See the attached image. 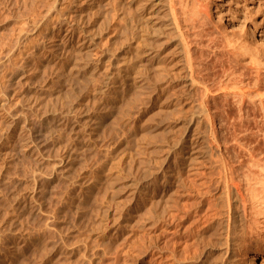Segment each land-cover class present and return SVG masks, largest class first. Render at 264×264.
<instances>
[{
    "label": "bare ground",
    "instance_id": "1",
    "mask_svg": "<svg viewBox=\"0 0 264 264\" xmlns=\"http://www.w3.org/2000/svg\"><path fill=\"white\" fill-rule=\"evenodd\" d=\"M203 1L204 0H74V1L72 0L70 1L75 3L76 6L74 7L76 8L75 9L73 8V11L72 12L70 11L71 15L70 16L67 15V17L69 18L72 16V20L74 21V23L68 24L66 26L64 25V27L60 25L61 26L59 30L60 34H58V36L55 37L56 39L55 42L53 41L54 44L51 45L52 47L50 53L48 54V56L46 57L45 61L42 64L46 66V64H48L49 62L52 61L55 62L54 64L56 65L55 71L53 73L52 78L50 79L51 80L50 82L55 83V85L51 83L54 85L51 88L52 92L50 93V89H49L50 84L48 86H45L46 84L45 85L42 84L40 87L36 88L37 85L34 84L33 86L32 83L34 90L32 91L30 89L31 90L30 92L32 94L28 95V92H26L27 94L26 93L23 95L21 94L20 98H18L21 100L19 102L23 103L21 105V108H18L17 110L14 109L15 111L13 113L11 112L10 115H7L8 117L4 119V125L2 126V128L4 127L3 131H5V136H3V132L0 131V139L5 138L12 142H15L16 136L20 135L21 138L23 139L21 141H24L22 144L23 147L22 146L21 147L24 149H26L24 146L28 147L27 145L29 143L40 142V145H42L41 143H43V138L45 137V135H43L44 137L41 139L40 135H35L33 129H31L32 127L34 128L35 125V124L34 125L31 124L32 125L31 126L30 123H28L29 116L31 115V113H37L38 111L40 112V107L42 106V103L44 102L46 97L51 96L52 99L53 96V100L55 101V103L59 108L60 111L59 113H61L59 117L60 116L63 117V115H67L68 108L70 110L71 108H73L75 104L74 98H77L76 95H82L80 93L86 89L85 87L87 86L88 82L90 80L97 78L95 72L98 69L99 65L101 63L103 64L106 62L109 63L108 64L109 66L107 65L108 69L105 68L107 69L105 73V77H106L105 80L103 78L104 76L102 77L103 78L102 81L104 82L100 86H98L97 89L95 88V92L93 91L94 89L93 88L92 93L90 92L91 95L89 94L94 99L93 101L94 103L92 102L93 106L90 104L93 108H90V106H88L89 108H87L86 106H81L80 112H78L79 109L77 111L79 113L76 114L77 118L79 116H83V117L86 116L88 118V122H85V120H83L85 123L81 122L83 123L81 124L82 126L80 125L78 127L79 124L78 125L76 124L77 126L73 128L71 126L72 130H75V132H77L76 135L79 134L80 137V134H82L83 136L81 135V137L83 138L85 136L84 139H88L86 135L87 136L92 135L93 138V135L95 136L94 132L96 130V127L100 126L101 124H104V126H106V123H104L106 120L110 121V119H112L111 122L114 123V122H118L120 119H122L121 121H123V119L126 118L129 120L128 122L132 123L130 124V126H128L129 125L128 123V125L126 126L127 128L132 127V129L141 132L143 131L142 123H144L143 120H145L143 119L144 115L142 111H144V109L149 107L150 110L149 109L147 110H149V112L150 111L153 112L155 109L160 110L161 108L167 106L169 108V112L165 114L166 119L168 118L173 119V123H175L176 125L177 123H182V125L185 124L184 126L186 128L184 132L181 129L183 133L181 132L182 133L181 135L179 133V137L176 138L174 137L175 139L173 138L174 141L172 143L170 142L171 144H168L171 138L169 140L167 138V145L164 148L161 147L162 148L161 149L158 147L157 149L154 146L156 148V149L153 148L155 149V151L161 149L159 153L160 152L164 153L163 157L161 156L158 158L157 156V158L159 159V163H158L159 165L157 169L153 170V167L156 166L151 167L150 164L147 163L149 167L143 165L145 168L143 167V172L140 175V178L137 179V181H133L131 183L129 182L130 183L129 186L131 185L130 188L131 191L130 193L132 194L131 198L136 199V202H134L136 203V208H138L140 204L143 205V203L150 198L151 199L154 198V200L157 197H159V199L164 198L166 195L168 196V193H170L171 190L173 191L174 187H179L181 185H184L183 177L181 176L179 178L175 177L176 171L173 165H178V164L180 167L183 166V168L188 169L187 173L189 172V174L192 175L201 174L204 171V170L202 172L200 171V169H202L201 166L205 164L206 165L210 164L211 167L210 170L213 168L212 170L213 172L212 171L211 172L215 175L214 177L215 179L210 180V178L209 179L207 178L208 182L214 183L215 185L214 189H216L221 194L222 193L225 194L227 200L226 202H202L201 200L200 202L199 201L198 202H168V201L153 202V264H234V257L236 251H240L241 254L243 255L247 254L246 256H248L249 248L255 245L259 249V251L257 252L258 255L261 256L264 253V155L256 156V153H254L256 151L255 149L254 152L252 151L251 148L250 150L248 149L250 153L253 155L250 160H248L249 158L243 160L245 163L241 161L242 162V165L240 164L241 166H243V164L244 165L246 164L247 166V168L246 166H244L246 169L243 168V170L244 169L245 170H244V174H242L243 173L242 167L240 169L239 168L240 166L239 167L235 166L232 163L233 160L228 158L230 156V155L227 156L228 152L227 151H226L227 153L225 152L227 148L228 151H230L229 150L230 145H228L227 147L225 143L228 141L227 137L225 138L227 139V141L222 140L227 148H224L225 147L224 143H223L224 147H222L224 148L223 150L220 149V145L219 146L216 145L218 140L219 141L221 140L222 136H227L225 135L226 133L224 135L222 133L224 129H226L227 131V128H224L222 130L224 126H228V129L232 128L230 132L228 131V134L230 133L231 135H233V138L237 137V139H239V142L241 137L239 136L240 134L243 136L244 134L245 136L249 134L250 136V131L253 130L250 127L251 125H253L251 121L253 120V117L254 116L256 117L258 114H260L259 119L261 121L259 119H258L259 122L257 121V118L259 117L257 116L256 120H254L253 122L256 123V126L258 128L257 131L260 133L257 136L258 139H260L259 136H261V140L262 138L264 139V69L261 68L262 67L261 61H263L261 60L262 58L261 54L263 52L259 51L262 48H263L262 50H264V34H262V38H261L262 43L260 42L262 46L259 45V47L261 46L262 48H260L259 50H258L259 47L256 49V47L254 48L253 46H251L252 43H250V45H246V43L244 44L243 42L245 46H242L240 44V46L242 47L239 48L240 49L243 48L246 51V54L248 53V55L251 56V57L249 56L251 60L255 61V64L257 66L254 68L250 67L251 68L250 72L244 71L243 69H241L242 67L239 66L238 63L239 61L234 56V54L236 53L235 50L230 49V48H234L233 45H235L232 44L231 46V43H233L234 40L233 41L232 39L229 40V38L232 35L229 34L230 37H225L224 39V37L222 36L223 34L219 33L220 31L218 32L215 31L216 29L215 30L211 29L210 26L211 23H209V19H208L209 12H207L204 9ZM67 20L69 22V19ZM60 22H62V19ZM77 26L81 30L78 31ZM250 32L253 33L252 31ZM250 32L247 31L246 33H250ZM100 42H103L102 45L103 46L105 45V48H103L104 50H102L101 53L99 52V55L97 57H94L95 54H98L97 48L99 47ZM247 44H249V42H247ZM55 59L56 61H54ZM218 70H220V72H218ZM99 73H101L100 70ZM40 74L36 73L34 76L35 79H38V76ZM80 74L85 75L86 78V79L84 78L85 80L82 78L83 79L82 81L84 82H82L81 84L79 83L78 80L79 78L81 79ZM98 77L100 78V76ZM102 78H100V80ZM32 81L34 82V79ZM36 82L38 81L36 80ZM90 85L93 87V84L90 83ZM33 92L35 93L34 95L35 98L34 101L32 102L29 100L28 96L33 95ZM4 106L6 105L4 104ZM231 106L236 107L235 108V112L237 111L236 113H233L231 111V110L234 111V109H231ZM79 107L80 106H78V108ZM115 110L117 111V113H115V116L113 115L114 116L113 118V116L111 115L113 112H115ZM222 110L224 112H222ZM109 116H111V118H109ZM231 117L232 119H230ZM150 118L152 119L153 117ZM61 119L60 121H62ZM78 119L81 120L80 118ZM67 121H70V118ZM121 121L119 123L122 125L123 122L121 123ZM147 121L148 120L146 119L145 122ZM124 122H125L124 124H126L127 120ZM148 122L150 123L151 120ZM75 123H77V121ZM110 124L107 123L108 126ZM114 124L112 126H114ZM47 125H49V123ZM182 125L180 124V126ZM122 126L120 127L122 128ZM41 127L43 128V126ZM114 127L113 129L115 130ZM171 127H172L171 129H173V126ZM51 128H53L52 125ZM103 128L105 129V127ZM103 128L102 129L100 128L102 132L99 130L101 133H104ZM146 128L144 130L145 132L147 130ZM34 129H36V127ZM46 129L45 131L47 132ZM49 129L50 126L48 130ZM248 129H250V131L246 132ZM124 130L122 133H124ZM151 130L152 129L147 131L151 132ZM39 131L41 132V130ZM144 131L143 133H145ZM156 131H154V133ZM257 131L255 130L254 132ZM46 132L45 134H47ZM158 132L160 131L158 130ZM145 134L148 135V133ZM165 134L166 133H164L163 135ZM99 135L100 134H98V136ZM133 135H137V134H133ZM73 136L70 137L72 138ZM244 138L246 139V137ZM254 138L256 139V137ZM5 139H3L2 142H4ZM70 140L73 141L74 139L72 138ZM94 140L95 139L93 138V141ZM162 141L163 139L161 140V142ZM156 143L158 144V142H155V144ZM67 145L70 146L69 144ZM32 148L34 147L32 146ZM80 148L78 147V150L82 151L80 150ZM121 149L120 151H122ZM5 150H6L5 146L2 143V145H0V161H2L3 159L5 160L6 159L5 156L6 157L8 156L6 155L8 150L7 151ZM29 150H31L30 147ZM71 150H73V147L71 148L70 146V149H68L65 157L62 160L63 163L60 164L59 168L56 167L58 171L65 170V168L68 167V165L69 166L72 165L71 162L73 161V159L75 160L78 158V157L74 158L75 154H73ZM162 150L164 152H162ZM34 152L36 151L31 150L29 154ZM124 154L125 153H123V155ZM244 154L245 153H243L242 151V155ZM238 156L241 155H237L236 157ZM249 156L247 155V157ZM243 157L244 156H242L239 159L241 160ZM160 158H162L161 159L162 161L160 160ZM158 159H156V161ZM236 162L237 161H234V163ZM237 168L242 170L241 171L242 173L239 171L242 174L241 175L242 177L239 176L240 173L237 172L238 170ZM109 174H111V172ZM159 177L162 178V179L160 178L161 181ZM114 178L115 177H113V179H110L109 181H113ZM200 187H202V185ZM197 191L198 190H196V192ZM204 194L206 193L204 192ZM166 197L164 199H166ZM203 197L205 198V196ZM58 212H60V210ZM28 216H30V214H28ZM27 220L28 219H26V221ZM12 229L10 231H12ZM41 229L44 228L41 227ZM22 239H23L22 241L24 240L26 241L23 235H22ZM19 244L20 242L12 247L11 250L12 253H14V251L17 250V248H19ZM80 249L82 248L80 247ZM41 251L43 252L42 249ZM98 251L100 250L98 249ZM10 256L11 253L6 254L5 256L6 258L1 260L0 264H8L7 260ZM245 257L243 259H245ZM252 258L254 259V257ZM252 258L246 257L244 262L247 263ZM140 261L141 262L139 263L141 264L142 259H140ZM134 264H136V261H134ZM248 264H252V263L250 262ZM253 264L255 263L253 262Z\"/></svg>",
    "mask_w": 264,
    "mask_h": 264
},
{
    "label": "rangeland",
    "instance_id": "2",
    "mask_svg": "<svg viewBox=\"0 0 264 264\" xmlns=\"http://www.w3.org/2000/svg\"><path fill=\"white\" fill-rule=\"evenodd\" d=\"M70 1L72 0H0V106L3 108L2 109L0 107V121H1L0 131L3 132V136H5V131H3L4 127L2 128V126L4 125V119H6V117H8L7 115H10L11 112L13 113L15 111L14 109L17 110L18 108H21V105L23 103H20L19 101L21 100L18 99L20 98L21 94L23 95L26 92H28V95L32 94L30 91L31 90L34 91L33 90L34 84L37 85L36 88L40 87L42 84L43 85L46 84L45 86H48L50 84V88H49L50 93L52 92L51 88L55 85V83L50 82L51 81L50 79L52 78L53 73L55 71V66H56L54 65L55 62L53 61H52L53 63L49 62L50 64L48 63L46 64V66L42 64L45 61L48 54L50 53V50L52 47L51 45L54 44L55 39H56L55 37H57L58 34H60L59 30L61 26L64 27V25L66 26L68 24L74 23V21L72 20V16L69 18L67 17V15L69 16L71 15L73 8L74 9L76 8L74 7L76 6L75 3L70 2ZM203 3H204V9L207 12H209L208 19H209V23H211L210 24L211 29L212 30L216 29L215 31H218V32L220 31L219 33L223 34V35L222 34L220 35H222L224 39L225 37H230V35L233 36V37L231 36L229 40L231 39L232 41L234 40V42L231 43V46L232 44H235L233 45L235 49L234 48H230V49L235 50L236 53L234 54V56L239 61L238 62L239 66L242 67L241 69H243L246 72L247 71L250 72L251 68L257 67L255 64V61L251 60L250 58L251 56L248 55V53L246 54V51L243 48L240 49L239 47L245 46L244 45L245 43L246 45H250V43H252L251 46H253L254 48L256 47V49L259 47V45L262 46L260 42L262 43L261 38H262V34H264V0H204ZM61 19H62V22H60ZM67 19H69V22ZM79 30L81 29L78 27V31ZM247 31L248 32L252 31L253 33L250 32L252 35L250 33H246ZM247 42H249V44H247ZM102 44L103 42H100V45L97 48L98 54H95L94 57H97L99 55V52L101 53V51L104 50L103 48H105V45L103 46ZM240 44L242 46H240ZM100 46H103V47H100ZM261 46L258 48V50L262 48ZM236 47L238 50L236 49ZM262 49H260L259 51L263 52L261 54L262 55L261 60H263L261 61L262 62L261 68L264 69L263 67L264 66V63H263L264 62V50ZM54 61H56V59ZM253 63L255 64V66ZM101 64L96 70V72L97 71L98 72L97 73L95 72V75H97L96 76L97 78L89 81L91 84H93V87L88 82L87 86L85 87L86 89L80 93L82 95H76L77 98H74L75 104L73 108L69 110V108L67 107L68 108L67 115H63V117L62 116L59 117L61 113H59L60 112L59 108L57 104L55 103V101L53 100V96H52V99H51V96L46 97L45 99L46 101L44 100V102L42 103V106L40 107V112L38 111L41 114H39L38 112L31 113V115L29 116L28 123H30V125L35 124L34 128L36 127V129H34L33 127L31 129H33L35 135H40L41 139L44 137L43 135H45L44 137L45 139L43 138V143H41L42 145H40V142L39 143L38 142L29 143L27 145L28 147L24 146L26 148L24 149L22 148L23 147L22 144L24 141H21L23 139L21 138L20 135L16 136L15 142H12L5 138H3L5 140L4 142H2L3 139H0V145H2L3 143L6 149L5 151L8 150L6 153V155L8 156L7 157L5 156L6 161L4 159L2 160L3 162L0 161V261L6 258L5 257L6 254L11 253L12 257L10 256L11 259L10 257L8 258L7 260L8 264H134V261H136V264H140L139 263L141 262L140 259H142L141 264H148V263L153 264V202H165V201L166 202L167 201L168 202H198V201L200 202V200L202 202H226L227 200L226 195L223 193L221 194L216 189H214L215 188L214 183L208 182L209 178L210 180L215 179L214 178L215 175L212 173L213 168L210 170L211 168L210 164H207V165L205 164L201 166L202 169H200V171L202 172L204 170L203 171L204 173L202 172L201 174H198V175H192V174H189V172L187 173L188 169L183 168V166L180 167L178 164V165H173L176 171L175 177L176 178H179L180 176L183 177V180L185 182V183L183 182L184 185H181L179 187H174L173 188L174 193L171 190V192L168 193V196L167 195H166L167 197L165 196L166 199H164L165 197L159 199V197L156 196L158 199L155 198V200L157 201H155L154 198L153 199L150 198L146 201L144 200L145 202L143 201L144 202L143 205L140 204L138 208H136V203H134L136 202V199L131 198L132 197V194L130 193L131 185L129 186V184L133 181H137V179L140 178V175L143 172V167L144 166L149 167L147 163L150 164L151 167L156 166V167H153V170L157 169L159 165L158 158L161 156L163 157L164 155V153H161V152L159 153V151L167 145V138L168 140L171 138L170 141L168 142V144H171L176 137H179V133L181 135L185 131L186 127L184 126L185 124L182 125V123H177L176 125L175 123H173V119H169V118L166 119L165 114L169 112V108L165 105L166 107L161 108L163 110L155 109L153 112L150 111L151 112L150 113L149 112L150 109L149 107H147L146 109H144L145 112L142 111L144 115L143 119H145L143 120L144 123H142L143 125L142 130L144 131L146 127H147L146 128L147 130L152 129L151 132L147 130L146 132L144 131L145 133H148V135L143 133V131L138 132L135 129H132V127L131 128L128 127L129 129H132V130H129L126 126L128 125V123H129L128 126H130V124L132 123L128 122L129 120L127 118L123 119V121H121L122 119H120L118 122H114L115 124L111 122L112 119H110V121L106 120L107 122L106 121L104 122L106 123V126H104V124H101L100 126H97V127L95 126L96 127V130L94 132L95 136L93 135V138L95 139L94 141H93L92 135L91 136L86 135L88 139H84L85 136L82 138L81 137L82 134H80V137H79V134L76 135L77 132H75V130H72V128L77 126L78 124H79L78 125L79 127L81 124L88 122V118L86 116L84 117L79 116L78 118L81 119L79 120L76 114L80 112L81 106H86L87 108H89L88 106H90V108H93L92 106L94 103L93 102L94 99L90 96L91 95L90 92L92 93L93 88H94L93 91L95 92V88L97 89L98 86H100L104 82L102 81L103 78L104 80L106 78L105 73H106V70L108 69L107 67L109 66L108 65L109 63L106 62V63H103L104 65L103 64L101 65ZM99 70L101 73H99ZM218 72H220V70H218ZM36 73L40 74L39 75L40 78L38 76V79H35L34 76ZM80 75L79 76L81 77V79L78 77L79 78L78 80H79V83L81 84L82 82H84L82 80L85 78V75H82V74ZM98 76H100V78H102L103 76L104 77L100 80ZM33 79H34V82L32 81ZM36 80L38 82H36ZM152 82H153V79H152ZM32 83H33V86H32ZM51 83H53L54 85ZM34 95L35 93L33 92V95L28 96L29 100L32 102L34 101V98H35ZM87 97H90V98H87ZM84 98H87V99H84ZM4 104L6 106H4ZM78 106L80 107L78 108ZM235 108H236L235 106H231V109H234V111L231 110L233 113L237 112V111L235 112ZM222 112L224 111L222 110ZM115 113H117L116 110L115 112L112 113L111 116L113 115L115 116ZM111 116H109V118H111ZM257 116H259L257 118V121L259 122L260 114H258ZM57 117L60 119L62 117L61 119L62 121H60V119H58ZM150 117H153V118L151 119ZM254 117H253V120L251 121L253 125L250 126L251 129H253L252 130L253 132L250 131V129L246 131V132L250 131V136L249 134L246 136L245 134L244 136L240 134L239 136L241 137H240V142H239V139H237V137H235L236 138L235 139L233 138V135H231L230 133L228 134V131L230 132L232 128L228 129V126H224L222 130L224 128H227V131L226 129H224L223 131L221 130V131L223 135L226 133L225 135L227 136H222L221 140L220 141L218 140V142L216 143V145L218 146L220 145V149L222 150L224 148H227L228 145H230L229 146L230 151H228V148H227L225 152L226 151L228 152V153L226 152L227 156L230 155L228 158L233 160L232 163L237 167L240 166L239 167L240 169L242 167V170L243 168H245L244 166H246V164L245 165L243 164V166H241L242 165L241 161L246 160L247 158H249L248 160H250L253 155L249 151L250 148L252 149L253 152L256 150L254 152L256 153V156L264 155L263 154L264 153L263 152L264 151V148H263L264 139L262 138L261 140V136H259L260 139H258L257 137L260 133L257 131L258 128L256 126V123L253 122L254 120H256V117L255 118ZM69 118L71 122L67 121ZM146 119L148 121L151 120V122L150 123L148 121L145 122ZM230 119H232V117ZM83 120H85V122ZM126 120L127 122L126 124H124L125 123L124 121ZM76 121L77 123H75ZM120 121L121 123L123 122L122 125H124L125 127L119 123ZM48 123L49 125H47ZM107 123L108 124L112 123V124L108 126ZM40 124L41 126H43V128L40 126ZM113 124L115 127L112 126ZM180 124L182 126H180ZM51 125L53 128H51ZM49 126H50V129H49L50 131L48 130ZM120 126H122L123 129ZM171 126H173L174 130L171 129L172 128ZM99 127L101 129L105 127V129L103 128V132L105 134L101 133L102 130H100ZM113 127L115 128L116 131L113 129ZM44 128L45 129L47 128L46 129L47 132L45 131ZM69 128L72 130V132ZM169 128L171 131L169 130ZM64 129L66 130V132ZM181 129L183 130V132ZM37 130L38 131L41 130V132L40 131L38 132ZM123 130H124V133H122ZM158 130L160 132H158ZM255 130L257 132H254ZM154 131H156L157 133L155 132L156 133L155 134ZM45 132L48 135L45 134ZM164 133L166 134L163 135ZM41 134H42V137H41ZM98 134L100 135L98 136ZM110 134H112L113 136ZM133 134H137V135H133ZM73 135H75L76 137ZM70 136H73L72 138L74 139L73 140L74 143L72 140H70L72 139ZM226 137L228 141L227 139H225ZM244 137H246V139ZM254 137H256V139ZM162 139L163 141L161 142ZM222 140L227 141L225 142L227 147ZM70 141H71V144H70ZM155 142H158V144L157 143L155 144ZM223 143L225 147L223 146ZM33 144H36V145H33ZM67 144H69L71 148L73 147V150L71 151L73 154H75L74 158L75 157L76 158L78 157V158L75 160L73 159V161L71 162L72 165L70 166L68 165V167H66L65 170L58 171L57 168H59L60 164L63 163L62 160L65 157L68 149H70V146H68ZM75 145L77 148L75 147ZM32 146L34 148H32ZM122 146L124 149L122 148ZM154 146L157 149L158 147L159 148L162 147V148L155 151L156 148ZM29 147L31 148V150L36 151V152L29 154V152H31V150H29ZM66 147H67V150H66ZM78 147L79 148L81 147L80 150L82 151H79ZM120 149L122 151H120ZM154 151L157 154H155ZM242 151L243 153H245L244 155H242ZM74 152H77L78 156H77V153H74ZM162 152L164 151L162 150ZM229 152L230 153L232 152V153L230 154ZM123 153L125 154L123 155ZM152 154L155 156V158ZM232 154L234 157H236L237 155H241V156L234 158ZM247 155L249 157H247ZM242 156L244 157L240 160L239 158H241ZM156 159H158L157 160L158 162L156 161ZM161 159L162 158H160V160ZM234 161H237V162L234 163ZM110 164L112 167L110 166ZM133 165L134 166L136 165V166L134 167ZM239 168H237L238 169L237 172L242 171ZM244 170L242 171L243 173L241 172L242 174H244ZM110 172L111 174H109ZM241 173L239 174L240 177H242ZM210 174L212 175L213 178L211 177ZM115 175L116 176L118 175V176L116 177ZM113 177H115L114 180L109 181L110 179H113ZM160 178L161 177H159V179ZM198 182L202 185V187H200L201 185ZM205 182H208V183H205ZM111 184H112V187H111ZM196 190H198L197 191L198 193L196 192ZM204 192L206 194H204ZM219 193L221 196L219 195ZM203 196H205V198ZM45 206L48 208H46ZM59 210L60 212H58ZM28 214H30V216H28ZM26 219L28 220L26 221ZM41 227L44 229H41ZM11 229L12 231H10ZM22 235L23 237H25L26 241L25 240L22 241L23 240ZM17 240L20 242L21 245L19 244V248L15 250L17 252L14 251V253H12L11 252L12 247L15 244L19 243ZM44 244H46L47 246ZM42 245H44L45 247ZM80 247L82 249H80ZM97 248L100 251H98ZM109 248H111L112 250ZM41 249L43 250V252L41 251ZM258 251L259 249L256 245L249 248L248 256H246L247 254L245 255L241 254L240 251H236L235 252L236 254L234 257V264L235 263L236 264H248L250 262L252 264L253 262L255 264H264V253L260 256L257 254ZM40 255L42 256L44 255L43 258ZM245 256L250 257V258L254 257L255 260L252 258L249 262L246 263L244 262V260L246 259ZM244 257L245 259H243Z\"/></svg>",
    "mask_w": 264,
    "mask_h": 264
}]
</instances>
